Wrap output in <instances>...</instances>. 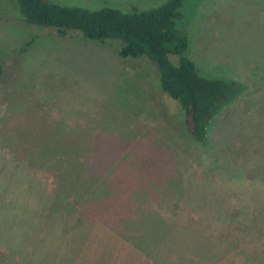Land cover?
Listing matches in <instances>:
<instances>
[{"label":"rangeland","instance_id":"obj_1","mask_svg":"<svg viewBox=\"0 0 264 264\" xmlns=\"http://www.w3.org/2000/svg\"><path fill=\"white\" fill-rule=\"evenodd\" d=\"M53 1L128 10L165 0ZM180 11L200 73L242 87L205 143L187 135L153 62L119 57L115 41L29 25L17 0H0V181L9 175L25 224L0 236V264H264V0H185ZM75 143L88 149L76 155L86 174L100 169L119 178L114 189L150 197L116 203L120 214H63L56 196L72 176L43 149ZM135 204L143 214L126 210Z\"/></svg>","mask_w":264,"mask_h":264},{"label":"trees","instance_id":"obj_2","mask_svg":"<svg viewBox=\"0 0 264 264\" xmlns=\"http://www.w3.org/2000/svg\"><path fill=\"white\" fill-rule=\"evenodd\" d=\"M184 1L165 0L146 9L133 5L128 10L105 5L92 9L53 0H17V3L20 12L18 18L29 25L54 28L61 36L73 31L81 33L86 39L100 43L115 41L120 45L119 57H144L153 62L157 68L162 91L180 103L185 114L187 135L196 142L205 143L211 120L226 103L241 93L242 87L235 79L203 75L195 63L188 58L191 40L189 35L180 30L177 25L178 20H182L183 17L180 7ZM32 42H28L27 45L30 47ZM3 71L4 67L0 63V79ZM67 150L72 152L71 155H58L59 152ZM87 151L88 149L79 143L75 145L48 144L43 149V152L51 154L50 158L63 157V160L58 158L55 161L57 164L68 165L63 173L72 176L68 181V186L64 185V191L60 189L56 196L55 203H61L63 214L72 212L80 214L81 217H87L92 208L104 212L112 209L110 214H120L122 213L121 208L116 203L126 207L130 205L123 204L127 200L131 203L139 200L137 204L140 205L144 198L150 197L148 191L144 194L140 193L138 197L133 189L125 190L126 192L114 189L111 185L117 183L116 179L119 178L115 179L112 174L109 175L112 179L107 178L100 169L86 174L84 162L76 155ZM7 177H9L8 174L5 175L3 181H0V187L2 186L0 190L7 191L6 198L2 200L0 206L2 242L7 240L5 233L14 235L22 230L24 224V221L14 219L13 215L17 209H14L16 206L13 205L14 195L6 187L8 181L10 183ZM102 200L107 202V206ZM70 203L76 204L71 211L69 210L72 207ZM96 203H102V205ZM131 207L126 210L144 213L142 209L144 206L138 209L135 204ZM107 214L108 212L104 214V217H108ZM103 221L109 222L106 218ZM239 223L238 220L235 224ZM114 225L111 224V227ZM242 226L248 225L243 224ZM13 244L10 243L9 246Z\"/></svg>","mask_w":264,"mask_h":264}]
</instances>
